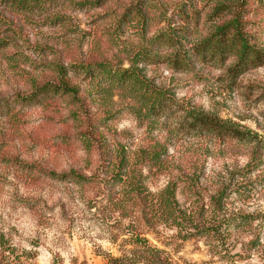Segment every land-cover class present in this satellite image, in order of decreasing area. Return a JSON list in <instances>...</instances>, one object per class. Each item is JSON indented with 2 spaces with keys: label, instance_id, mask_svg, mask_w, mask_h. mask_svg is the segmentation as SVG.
<instances>
[{
  "label": "rangeland",
  "instance_id": "374dc122",
  "mask_svg": "<svg viewBox=\"0 0 264 264\" xmlns=\"http://www.w3.org/2000/svg\"><path fill=\"white\" fill-rule=\"evenodd\" d=\"M95 2H0V232L32 257L24 264H107L136 250L137 237L167 264H264V0ZM236 16L258 60L235 70V56L197 57L196 47ZM56 63L88 67L67 75L86 118L73 120L71 98L60 94L16 101L32 91V79L54 80ZM103 67H132L173 97L176 112L162 121L168 131L159 124L153 132L173 163L158 175L143 170V182L151 195L176 182L177 203L198 231L144 216L125 186H76L46 175L91 176L99 137L131 150L146 142L138 95L111 83ZM193 112L230 123L249 142L187 131ZM83 128L99 129L90 149ZM178 170L196 177L199 197L184 192ZM230 173L234 183L217 205L213 197Z\"/></svg>",
  "mask_w": 264,
  "mask_h": 264
},
{
  "label": "trees",
  "instance_id": "16d2710c",
  "mask_svg": "<svg viewBox=\"0 0 264 264\" xmlns=\"http://www.w3.org/2000/svg\"><path fill=\"white\" fill-rule=\"evenodd\" d=\"M100 1L97 0L95 3L99 4ZM0 2H9L10 5L19 6L20 8L27 6L26 0H0ZM241 20V16L234 17L227 25L219 28L211 38L200 43L195 50L197 57L202 59H221L235 56L238 59L235 70H241L254 64L259 56L248 48V44L242 35ZM174 61L176 66L182 63L181 61L177 62L176 59ZM70 68L68 69L61 63H56L52 69L53 75H55L54 80H47L41 83L32 79L30 83V90L32 91L22 98L18 96L16 101L21 100L26 103L35 101L39 96L47 97L48 95L55 96L60 94L71 98L73 109L70 112V116L73 120L78 121L80 116L86 118L87 116H85V111L82 108V100L78 97L79 90L70 83L67 75L72 69L73 72L88 74L89 69L86 65L83 66L81 64L73 65ZM106 69V67H103V72L111 83H117L138 95L140 102L139 113L143 118L142 120H148L146 127L148 138L146 142L144 141L143 145L131 150V145L121 144L120 141H113L110 144L99 137L100 141L97 148L100 154L97 170L92 172L91 176L88 177L74 169L62 174L47 172L46 175H49L53 180L76 186L91 183H103L110 187L125 186L127 200H131L142 211L144 216L149 214L154 220L169 222L175 228H189L198 231L200 228L196 225L197 219L193 216L190 217L191 215L187 217L177 203L176 182L168 181L166 186L154 195L147 191L143 182V170L158 175L169 169L173 163L168 158L169 148H167V143L160 142L157 137H153V132L157 129V126L159 124L163 126L165 123L162 122L164 121L163 119H166L175 111L176 104L173 97L168 90L151 85L141 78L137 70L132 67L126 70ZM187 119L189 120L185 126L187 131L202 132L218 138L234 140L238 143L249 142L248 133L235 128L225 121L205 114H195L194 112ZM83 130L86 132L83 135V143L87 149H90L94 140L93 137L95 134H99V129L92 128L91 132L88 128H83ZM163 131L167 132L168 128L163 126ZM247 165L245 167L247 168L246 171L250 170L248 169L250 164ZM178 172L176 180L185 185L184 192L188 193L192 198L199 197L200 190L196 189V177L190 175V173L183 172V170H178ZM235 176L234 173L228 174L229 179H225L228 181L226 186H224L225 181L219 183L217 196L213 197L215 204H220L221 199L225 198L226 191L232 187ZM136 241L139 243L136 250L118 258L109 257L107 264H167V261L160 256V251L149 246L146 239L137 237ZM31 259L32 257L25 251L20 254L8 242L5 235L0 232V264H24ZM52 264L60 263L53 259ZM78 264L87 263L82 261Z\"/></svg>",
  "mask_w": 264,
  "mask_h": 264
}]
</instances>
